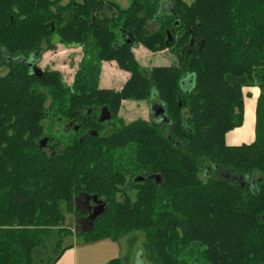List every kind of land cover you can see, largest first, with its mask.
<instances>
[{"label": "trees", "instance_id": "obj_1", "mask_svg": "<svg viewBox=\"0 0 264 264\" xmlns=\"http://www.w3.org/2000/svg\"><path fill=\"white\" fill-rule=\"evenodd\" d=\"M55 37L82 48L70 84L27 61ZM134 44L176 52L178 63L144 74ZM112 60L129 72L120 90L100 86V63ZM1 65L0 264H56L70 237H128V252L109 262L122 264L139 232L131 257L144 264H264V0H0ZM152 89L165 121L118 116L122 100ZM248 97L254 138L228 144ZM49 111L76 121L64 141L44 136ZM205 165L240 181L202 178ZM81 196L101 207L76 231L59 204L83 217Z\"/></svg>", "mask_w": 264, "mask_h": 264}, {"label": "rangeland", "instance_id": "obj_2", "mask_svg": "<svg viewBox=\"0 0 264 264\" xmlns=\"http://www.w3.org/2000/svg\"><path fill=\"white\" fill-rule=\"evenodd\" d=\"M65 1V0H64ZM119 4L122 6H127L131 0H116ZM162 11H165L168 8V3L166 1L162 2ZM106 14L109 15L107 12ZM157 24L154 21H151L148 23V30L152 31L153 29H156ZM123 36H121L118 39L119 41H122ZM54 41L56 43L53 45V47L48 48L45 43H43L40 46V49L37 51L35 55L30 56L27 58L28 62L34 63L36 68L39 71L44 72L45 70H55L57 71L62 78V81H64L65 84H70L73 76L79 67V61L82 57V48L80 45L76 44H64L58 40L57 37L54 38ZM117 42V43H118ZM132 51L134 52L136 58L139 61L141 71L144 74H148L151 67L154 65H170V64H177L178 63V54L176 52H172L169 50H163V51H152L145 46L141 44H134L132 46ZM20 57H15V60ZM101 64V71H100V86L102 87H108L113 88L115 90H120L123 83L126 81V79L129 76V72L124 71L120 69L115 61H103ZM7 71V67L5 65L0 66V74H3ZM188 83V81H186ZM256 92L255 89L248 88ZM253 99L251 97L246 99V107L244 111V123L239 128V130H236L229 134L226 138L227 142L231 144L239 143V142H249L253 139V129H252V123H253V107L251 106ZM50 102V99L46 100V105H48ZM251 102V103H250ZM254 103V101H253ZM164 104L156 99L155 91L152 89L150 98L148 100L143 101H136V100H122L121 101V108L118 112V116L122 118L125 122L142 118L145 120L153 121L157 124H161V119L154 116V110L158 107H163ZM88 111H94L93 114H96V110L94 108L87 109ZM104 111V108H100L98 111L97 118L101 121L102 113ZM48 118L43 121L45 125V133L44 136H54L55 139L60 138V140H63L69 135L71 132V129L76 124V121H71L70 119H67L62 116L52 115L51 112H48ZM187 114V110H183V115L185 116ZM50 123V124H49ZM167 129V128H166ZM168 130V129H167ZM110 127L107 126L106 131H103L104 133L109 132ZM166 133V130H165ZM51 145V144H48ZM46 152H49L48 147H43ZM207 163L206 160H202L201 163ZM14 173H11L10 175H13ZM200 176L202 178L205 177H224L229 179L233 183H237L239 178L236 176V174H231L229 169H223L221 167L215 168L210 165L203 166V169L200 171ZM255 176H257L255 174ZM75 207L77 211H80L84 209V206L82 203L76 204ZM59 210L62 212L65 218V224L73 227L74 230L80 231L85 229V222L83 221H76V217L73 213L68 211L65 207L64 202H60L59 204ZM84 211V210H83ZM128 237H123L118 241L111 240L109 238H103L98 239V241L95 242H104L99 243L96 245H92L89 248V252L91 253V257L94 258L95 255H98L102 251H107L110 254L107 260H104L103 258H96L93 260H90L91 264H110V260L113 258H117L120 256H123L128 252L129 246L127 242ZM68 241L73 242L74 245L79 246H87L88 243H82L79 238L70 237L66 239ZM103 240V241H101ZM137 244L134 246L133 253L135 250V254L138 253V256L140 255L142 248L141 242L143 240L142 233L139 232V235L137 237ZM67 241V242H68ZM84 244V245H83ZM95 244V243H92ZM132 253V255H133ZM111 255V256H110ZM127 261H123L122 264H144L141 262L139 258L136 256L131 257Z\"/></svg>", "mask_w": 264, "mask_h": 264}, {"label": "crops", "instance_id": "obj_3", "mask_svg": "<svg viewBox=\"0 0 264 264\" xmlns=\"http://www.w3.org/2000/svg\"><path fill=\"white\" fill-rule=\"evenodd\" d=\"M249 98V97H248ZM247 99V98H246ZM251 103V102H250ZM246 100H245V107H246ZM251 106L253 107V123H252V129H253V138H254V108H255V104L251 103ZM244 111H245V108H244ZM243 123H244V120H243ZM243 125V124H242ZM241 125V126H242ZM240 126V127H241ZM240 127H237L233 130H231L230 132H228L226 134V137L225 139L227 138V136L229 134H231L232 132L236 131V130H239ZM253 140V139H252ZM251 140V141H252ZM249 141V142H251ZM227 142V140H226ZM228 144H231L229 142H227ZM240 143H244V142H239V143H235V144H240ZM245 143H248V142H245ZM107 239V238H106ZM98 241V240H97ZM103 241V240H101ZM92 243H95V244H92ZM99 243H104V242H90L87 244V246H79V245H74L72 248L70 249H67L63 254L62 256L60 257V259L56 262V264H91L90 263V260H93V259H96V258H103L104 260H107V258L109 257H105V256H109L108 254H110L109 252L107 251H102L100 252L98 255H95L94 258L91 257V253L92 252H89V247L92 246V245H96V244H99ZM85 244V243H84ZM83 244V245H84ZM111 256V255H110Z\"/></svg>", "mask_w": 264, "mask_h": 264}, {"label": "flooded vegetation", "instance_id": "obj_4", "mask_svg": "<svg viewBox=\"0 0 264 264\" xmlns=\"http://www.w3.org/2000/svg\"><path fill=\"white\" fill-rule=\"evenodd\" d=\"M30 64H31V70L32 71H34V70H36L37 68H36V66L34 65V63H31L30 62ZM107 119H109V118H107ZM106 119V120H107ZM105 121V120H104ZM48 142L46 141V143L45 144H43L42 145V147H47V145L49 144H47ZM49 146V145H48ZM75 202H76V204H79V203H82V205L84 206V209H82V211L84 212V216L83 217H77L76 218V221L78 222V221H83V222H85V228H87L89 225H90V214H92V213H94V212H96L97 210H98V207L96 206V204L92 201V199L90 198V197H88V196H81V197H79V198H77L76 200H75Z\"/></svg>", "mask_w": 264, "mask_h": 264}, {"label": "water", "instance_id": "obj_5", "mask_svg": "<svg viewBox=\"0 0 264 264\" xmlns=\"http://www.w3.org/2000/svg\"><path fill=\"white\" fill-rule=\"evenodd\" d=\"M34 72L37 74L38 77H40L42 75V71H39L38 69L34 70ZM154 116H156L157 118H160L161 120L165 121L166 120V117H165V114H164V108L163 107H158L154 110ZM107 118H109V115L106 114L105 116H102L101 117V121H104L106 120ZM94 200H96V198H94ZM98 207V210L92 214H90L89 218H90V221L92 222V220H94L97 215L99 214V211H100V207ZM90 222V223H91Z\"/></svg>", "mask_w": 264, "mask_h": 264}]
</instances>
